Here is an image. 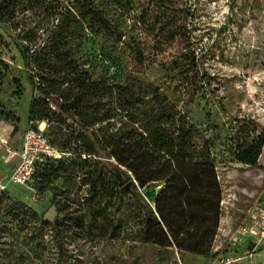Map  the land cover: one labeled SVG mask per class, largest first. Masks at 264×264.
<instances>
[{
	"label": "rangeland",
	"instance_id": "1",
	"mask_svg": "<svg viewBox=\"0 0 264 264\" xmlns=\"http://www.w3.org/2000/svg\"><path fill=\"white\" fill-rule=\"evenodd\" d=\"M90 1L116 25L121 41L104 29L97 35L82 22L89 19L82 18L84 0H12L11 25L18 32L30 30L32 39L24 40L30 57L48 49L42 45L51 28L58 31L54 74H65L66 63H71L91 81L119 82L144 98L159 90L181 111L184 75L177 69L195 59L208 82L193 96L187 115L214 142L219 160L221 215L212 246L217 255L182 254L144 242V213L134 194L122 193L126 172L112 176L107 171L123 167L106 148L97 155L86 152L76 122L68 118L60 126L52 115L50 126L45 119L36 126L62 149L63 160L38 163L39 172L51 174L40 185L8 184L0 190V264H264V242L255 244L254 237L237 232L264 206V0H128L122 11L104 0ZM11 32L0 22V111L7 116L0 119V158L21 141L30 124L29 106L39 96L30 79L38 81L39 65L48 57L41 52L39 63L25 69ZM112 98L102 90L89 101L104 113ZM124 114L117 109L114 118L101 124L128 121ZM98 160L105 164L101 170L107 190L94 199L90 185L97 178ZM86 171L93 172L84 183ZM129 176L153 208L161 184L140 188ZM50 207L58 214L45 222L43 214ZM59 242L71 256L61 254Z\"/></svg>",
	"mask_w": 264,
	"mask_h": 264
},
{
	"label": "trees",
	"instance_id": "2",
	"mask_svg": "<svg viewBox=\"0 0 264 264\" xmlns=\"http://www.w3.org/2000/svg\"><path fill=\"white\" fill-rule=\"evenodd\" d=\"M104 1L119 11L128 4V0ZM11 4L12 0H0V22L10 27V36L22 56L25 69H30L32 63H39L43 52L48 55L44 65H39L36 73L38 81L30 79L39 96H34L30 103L29 121H34L36 125L39 119H45L50 126L51 117L55 115L59 119L58 124L63 126L64 123L68 124V118L72 119L78 126V141L82 140L86 152L97 155L99 148L107 149V154L123 167V171H120L117 165H113L107 171L112 176L126 172L127 179L120 182L122 193L134 194L139 203L138 209L144 213L141 237L144 242L174 247L182 254L215 257L217 253L212 251V246L219 227L222 187L216 166L219 160L212 147L214 142L204 138L200 128L187 115L193 96L203 91L208 82L206 74L199 73L195 59L192 57L182 65L183 69L180 70L181 66L177 69L180 75H184L181 86L185 92L182 111L159 90L144 98L119 82L91 81L71 63H66L65 74L56 75L52 64L59 61L60 54L53 49V41L58 31L51 28L48 41L42 45L48 49L30 57L24 42L32 39L28 37L30 30L18 32L12 27L15 14ZM91 4L90 0H84L86 14L82 13V18L88 16L89 19L84 18L82 22L87 21L89 28L97 35L100 29H104L113 40L121 41L122 36L116 25ZM92 21L95 27L91 25ZM43 69L50 72L48 76ZM102 90L109 91L113 98L107 110L99 113V107L93 109L89 99L93 92ZM117 109L125 111L123 116L128 121H118L119 127H115L118 122L113 123L114 119L102 125V121L114 118ZM136 110H139L137 114H141L142 118L137 117ZM3 117L7 118L0 111V119ZM62 158H45L42 161L59 162ZM42 161H37L35 165V186L51 179L50 172L38 171V163ZM98 162L94 181L90 178L93 171H86L81 178L84 183L91 181L90 196L94 199L107 190L104 187L105 175L101 170L105 164ZM130 174L140 188L161 184L152 198L153 208L137 192ZM110 183L113 185L112 181ZM59 246L61 254L72 255L61 242Z\"/></svg>",
	"mask_w": 264,
	"mask_h": 264
},
{
	"label": "built area",
	"instance_id": "3",
	"mask_svg": "<svg viewBox=\"0 0 264 264\" xmlns=\"http://www.w3.org/2000/svg\"><path fill=\"white\" fill-rule=\"evenodd\" d=\"M63 151L52 143L42 129L30 120L17 147H7L6 153L0 162L11 168L5 178L0 179V190L7 188L8 184L34 186V173L37 161L45 158L59 159ZM237 232L254 237L255 244L264 242V206L255 211L254 217L248 224L239 225Z\"/></svg>",
	"mask_w": 264,
	"mask_h": 264
},
{
	"label": "water",
	"instance_id": "4",
	"mask_svg": "<svg viewBox=\"0 0 264 264\" xmlns=\"http://www.w3.org/2000/svg\"><path fill=\"white\" fill-rule=\"evenodd\" d=\"M5 173L0 174V178L4 177ZM58 214V211L54 207H50L45 211L43 214V220L44 221H53L54 216Z\"/></svg>",
	"mask_w": 264,
	"mask_h": 264
},
{
	"label": "crops",
	"instance_id": "5",
	"mask_svg": "<svg viewBox=\"0 0 264 264\" xmlns=\"http://www.w3.org/2000/svg\"><path fill=\"white\" fill-rule=\"evenodd\" d=\"M0 137H2V135H0ZM3 137H4V136H3ZM20 142H21V141H20ZM20 142H19L17 145H12V146L17 147V146L20 145ZM1 164H3V163H1ZM3 166H4V168L7 169V170H4V171H2V172L0 171V174L5 173V176L2 177V178H0V179L5 178L6 175H7V174L10 172V170H11V168L7 167V165L3 164Z\"/></svg>",
	"mask_w": 264,
	"mask_h": 264
}]
</instances>
